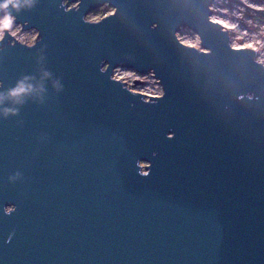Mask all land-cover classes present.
Wrapping results in <instances>:
<instances>
[{"label":"water","instance_id":"obj_1","mask_svg":"<svg viewBox=\"0 0 264 264\" xmlns=\"http://www.w3.org/2000/svg\"><path fill=\"white\" fill-rule=\"evenodd\" d=\"M214 1L0 9L38 31L0 39V264H264V63Z\"/></svg>","mask_w":264,"mask_h":264},{"label":"rangeland","instance_id":"obj_2","mask_svg":"<svg viewBox=\"0 0 264 264\" xmlns=\"http://www.w3.org/2000/svg\"><path fill=\"white\" fill-rule=\"evenodd\" d=\"M76 5V4H73ZM72 5V6H73ZM214 19L220 21L226 27H230L232 44L236 47H251L257 50L258 57L264 62V0H215L213 6ZM108 4L92 11L88 19L96 21L113 12ZM15 37L25 43L35 42L38 31L35 29L23 30L21 24H12L8 29ZM5 33V31H4ZM13 35V34H12ZM178 37L188 45L200 47V37L190 28H182ZM119 74L125 78L137 75L134 69L121 68ZM145 85H138L133 90L148 93L161 92L162 87L157 83L152 74L142 75Z\"/></svg>","mask_w":264,"mask_h":264},{"label":"clouds","instance_id":"obj_3","mask_svg":"<svg viewBox=\"0 0 264 264\" xmlns=\"http://www.w3.org/2000/svg\"><path fill=\"white\" fill-rule=\"evenodd\" d=\"M25 2H27V0H25ZM9 5H12L14 8H19L20 4H19V0H0V9H7ZM13 20L14 17L10 14V13H5L2 17H0V39L3 38L4 35V31L11 29L12 24H13ZM13 35H15V32L12 33ZM30 88V86L26 87L23 82H21L20 84H18V86L12 90H10L9 95L11 96H18L21 93H24L26 91H28ZM9 110H6V112ZM173 133H169V138L171 139L173 137ZM149 163V167L150 168V162ZM142 175H148L149 172L146 170L144 172L141 173ZM15 209L14 205H9L6 208L7 212H11Z\"/></svg>","mask_w":264,"mask_h":264},{"label":"built area","instance_id":"obj_4","mask_svg":"<svg viewBox=\"0 0 264 264\" xmlns=\"http://www.w3.org/2000/svg\"><path fill=\"white\" fill-rule=\"evenodd\" d=\"M215 2V1H214ZM214 4V3H213ZM213 6V5H212ZM212 18H213V16H212ZM121 68H118L116 71H115V73H114V75L116 76V78H120V79H122V80H124V81H126L127 82V84L129 85V87L131 88V89H134V87H136V86H138V85H145L144 83H145V80L143 79V76H142V74H140V73H138L137 75H134V76H132V77H129L128 78V81H127V78H125L124 76H122L121 74H119V70H120ZM118 74V75H117ZM153 75V74H152ZM135 80H141V84H138V85H134V81ZM156 81H157V83H158V80L156 79ZM162 87V86H161ZM139 92V91H138ZM143 93V92H142ZM163 93V90L161 91V92H159V93H157V92H151V91H148V93H144V94H146V96L148 97L149 95L150 96H159V95H161Z\"/></svg>","mask_w":264,"mask_h":264},{"label":"bare ground","instance_id":"obj_5","mask_svg":"<svg viewBox=\"0 0 264 264\" xmlns=\"http://www.w3.org/2000/svg\"><path fill=\"white\" fill-rule=\"evenodd\" d=\"M213 19H214V17H213ZM214 20H216V19H214ZM216 21H218V20H216ZM218 22H220V21H218ZM226 27V26H225ZM226 28H228L229 30H230V27H226ZM235 46V45H234ZM257 51V50H256ZM258 59H259V57H258ZM260 60V59H259ZM261 62H263L262 60H260ZM264 63V62H263ZM118 75V74H117Z\"/></svg>","mask_w":264,"mask_h":264}]
</instances>
